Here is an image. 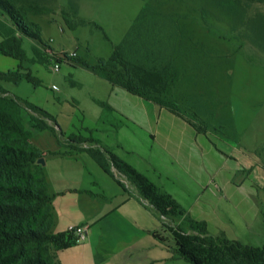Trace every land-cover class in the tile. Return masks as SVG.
Masks as SVG:
<instances>
[{"label":"crops","instance_id":"1","mask_svg":"<svg viewBox=\"0 0 264 264\" xmlns=\"http://www.w3.org/2000/svg\"><path fill=\"white\" fill-rule=\"evenodd\" d=\"M15 64L0 71L16 70ZM86 70L99 86V96L91 98L96 109L85 124L95 147L113 154L167 194L187 218L203 223L209 236L264 248V158L256 143L242 134L232 140L216 132H198L167 108ZM67 137L57 139L49 130L31 136L43 153L52 195V232L86 228L84 240L58 252L59 263L181 264L166 242V220L132 185L123 184L111 170L107 174L84 149L63 148Z\"/></svg>","mask_w":264,"mask_h":264},{"label":"rangeland","instance_id":"2","mask_svg":"<svg viewBox=\"0 0 264 264\" xmlns=\"http://www.w3.org/2000/svg\"><path fill=\"white\" fill-rule=\"evenodd\" d=\"M216 1L40 0L43 13L29 15L28 21L40 28L42 44L23 37L0 12V39L14 35L21 40V47L30 57L22 64L23 71L39 82L37 86L26 81L8 85L10 96L50 114L54 122L44 121L60 139L70 135L83 139L80 143L64 142L63 148L97 150L115 177L131 186L124 174L112 166L106 151L95 147L85 125L96 109L91 101L99 96L96 78L72 65H80L77 61L94 64L98 59L105 60L132 24L121 54L134 65L164 73L168 91L160 96L163 103L199 130L232 140L242 134L256 143L264 158V52L251 40L257 32L248 31L251 26L246 24L247 18L245 25H240ZM252 3L246 2L251 4L246 17L252 21L259 15L256 20L263 23L264 4ZM63 11L69 13L73 29L62 20ZM138 14L137 22L132 23ZM80 20L89 24H81ZM49 50L74 53L72 65L61 62L59 70L53 71ZM15 63L0 56V70L10 69ZM31 116L41 118L38 113L23 111L25 122ZM165 223L166 242L171 249L175 247L172 232L178 227L182 230L178 235L191 246L202 243L206 247L212 242L183 217L166 219ZM181 264L191 263L182 260Z\"/></svg>","mask_w":264,"mask_h":264},{"label":"trees","instance_id":"3","mask_svg":"<svg viewBox=\"0 0 264 264\" xmlns=\"http://www.w3.org/2000/svg\"><path fill=\"white\" fill-rule=\"evenodd\" d=\"M39 2L40 0H0V12L23 37L42 44L40 28L28 21L29 15L43 13ZM216 2L225 14L238 19L240 25H245L244 20L247 18L246 24L251 26L248 31L257 32L254 35L255 39L251 40L257 42L259 50L264 52V22L259 23L256 20L259 15H255L252 21L246 17L251 6L246 2H253L252 5L264 4V0H218ZM72 14L75 16L76 11ZM139 14L136 21L134 20L135 23ZM61 15L64 23L73 29L74 24L69 19V13L63 11ZM79 22L89 24L84 20ZM254 25L257 27L253 28ZM125 38L113 48L112 53L105 60L98 59L94 64L85 61L77 62L82 67L95 72L98 77L112 86L121 87L133 95L177 114L160 99V96L168 91V81L164 73L158 69L142 68L123 58L120 48ZM20 41L14 35L5 36L0 41V55L12 58L18 63L16 70L0 71V264H60L58 252L75 244L76 237L70 232L56 234L52 232V195L48 192L43 167L37 163L38 159L43 157V153L31 142V136L35 132L49 130L55 133L54 129L44 121L54 122V120L41 108L10 96L7 89L8 85H18L24 81L34 86L39 84L27 70L23 71L22 64L28 58ZM24 110L38 113L41 118L31 116L29 121L25 122ZM193 127L198 132H206L205 129L199 130ZM56 138L58 139V136ZM67 141L80 143L83 139L70 135ZM85 151L110 175V169L97 150L86 149ZM106 154L112 166L124 174L135 188L137 195L152 205L160 216L165 220L174 219L176 216L183 217L187 223L197 226V230L203 237L212 241L206 247L202 243L191 246L185 238L178 235V232L182 231L181 227H178L172 232V236L175 243L174 251L179 259L191 264H264V248L245 247L237 242L227 241L222 236L215 238L209 236L204 224L195 223L187 218L184 211L167 194L161 192L154 184L113 154L107 151ZM164 226L168 230L167 225L164 224ZM157 239L165 242L158 235Z\"/></svg>","mask_w":264,"mask_h":264},{"label":"built area","instance_id":"4","mask_svg":"<svg viewBox=\"0 0 264 264\" xmlns=\"http://www.w3.org/2000/svg\"><path fill=\"white\" fill-rule=\"evenodd\" d=\"M52 58V64H53V71H58L59 70V63L65 62V63H70V60L72 57H74V53H67V52H59L55 53L52 50L47 51ZM68 232L72 233L76 237V242L82 241L85 238L86 234V228L84 226H75V227H70L68 229Z\"/></svg>","mask_w":264,"mask_h":264},{"label":"water","instance_id":"5","mask_svg":"<svg viewBox=\"0 0 264 264\" xmlns=\"http://www.w3.org/2000/svg\"><path fill=\"white\" fill-rule=\"evenodd\" d=\"M37 163L43 165V159L42 158L38 159Z\"/></svg>","mask_w":264,"mask_h":264}]
</instances>
